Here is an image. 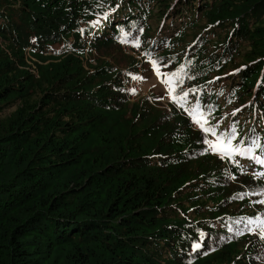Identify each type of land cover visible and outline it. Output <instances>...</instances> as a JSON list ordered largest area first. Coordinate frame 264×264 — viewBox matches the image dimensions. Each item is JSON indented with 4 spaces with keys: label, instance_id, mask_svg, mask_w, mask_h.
Masks as SVG:
<instances>
[{
    "label": "trees",
    "instance_id": "trees-1",
    "mask_svg": "<svg viewBox=\"0 0 264 264\" xmlns=\"http://www.w3.org/2000/svg\"><path fill=\"white\" fill-rule=\"evenodd\" d=\"M122 40L183 68L176 93L218 132L264 143V0H0V264H264L234 235L264 214L237 198L264 168L205 151L177 104L129 103L138 61L106 60Z\"/></svg>",
    "mask_w": 264,
    "mask_h": 264
},
{
    "label": "snow or ice",
    "instance_id": "snow-or-ice-1",
    "mask_svg": "<svg viewBox=\"0 0 264 264\" xmlns=\"http://www.w3.org/2000/svg\"><path fill=\"white\" fill-rule=\"evenodd\" d=\"M106 17L107 14H105V18ZM98 24L99 21L96 22V25ZM122 42L126 43L127 40H122ZM134 46L139 47V41H135ZM149 62L151 63L152 69L155 72L156 76L158 78H161V83L166 86L167 93L171 98L172 102L177 104L181 108H184V110L188 112L192 122L198 125L201 129L202 133L204 134L203 143L207 145L205 151L219 154L221 158H228L233 163H235L237 167L240 168L241 172H245L246 170L243 166L239 164V161L236 160V157L247 159L255 165L264 168V143L261 142V138L259 136L247 138V143H245L244 139H240L237 143H234V141H237L238 136L236 124L230 125L229 130H226L224 132H218L217 129L219 127V124L217 123L213 125L209 123L206 114L201 110V105L198 100L197 103L191 108H185L189 93H195L198 90L190 89L188 91H183L179 94L176 93V88L183 84L184 75H186H182L183 68H181L179 71L162 73L157 60L149 57ZM237 71H239V69ZM189 78L191 79L192 77ZM133 79L142 80L144 78L141 76H134ZM131 91L135 93L136 90L132 89ZM233 115H235V112L233 113ZM209 135L215 137V141L209 140ZM254 175L258 178L264 177V172H256L254 173ZM248 195L264 196V188L259 189L256 192L241 193L237 198L243 199L245 196ZM253 203L264 205V199L254 201ZM235 224L238 227H236L234 235L239 236L245 233H255L259 235L260 239L264 240V214H258L255 217L238 218L235 221ZM229 230L232 231L231 228ZM201 247V243H194L192 245L193 251H196Z\"/></svg>",
    "mask_w": 264,
    "mask_h": 264
},
{
    "label": "rangeland",
    "instance_id": "rangeland-1",
    "mask_svg": "<svg viewBox=\"0 0 264 264\" xmlns=\"http://www.w3.org/2000/svg\"><path fill=\"white\" fill-rule=\"evenodd\" d=\"M115 48L117 52H112V56L117 57H106L108 62H115L116 66H120V68L122 67L124 70V68L129 66V60H135V62L138 61L135 68L130 70L131 72L129 74H126L125 71L121 75L123 77L125 89L127 88L129 90V93L126 92L128 102L133 104L146 99L150 105L170 112L176 104L173 103L169 97L166 86L161 83V78L156 76L151 63L148 62L147 64V62L143 61L141 47H135L132 42H120L119 47ZM93 54L95 56L98 55L97 51H93ZM91 61L93 62V59ZM84 65L86 67V64ZM32 70L34 71V69ZM160 70L162 73H166L163 69L160 68ZM134 76H141L144 79L136 80L133 79ZM132 89L136 90L135 93L131 91ZM12 109L13 107L3 110L1 112L2 115L0 116V121H3ZM189 122L193 129L201 130L198 125L192 122L191 118H189ZM209 140L215 141V137H210Z\"/></svg>",
    "mask_w": 264,
    "mask_h": 264
}]
</instances>
